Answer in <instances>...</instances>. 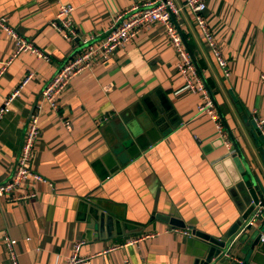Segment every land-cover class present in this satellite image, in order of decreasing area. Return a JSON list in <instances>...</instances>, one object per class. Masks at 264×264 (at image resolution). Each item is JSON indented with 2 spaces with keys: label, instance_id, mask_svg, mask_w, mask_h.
<instances>
[{
  "label": "crops",
  "instance_id": "0c3cea01",
  "mask_svg": "<svg viewBox=\"0 0 264 264\" xmlns=\"http://www.w3.org/2000/svg\"><path fill=\"white\" fill-rule=\"evenodd\" d=\"M142 1L0 0V16L49 56L44 60L24 51L8 63L14 40L0 29V107L31 73L0 117V183L12 177L29 117L41 104L31 167L52 184L26 181L12 194L34 189V197L2 198L0 264H14L5 234L16 239L17 264H65L77 240L85 241L80 253L92 255L88 264H195L204 241L191 226L219 236L241 215V193L232 195L214 168L227 151L212 144L221 136L216 123L226 134L222 120L198 113L201 94L186 87L162 23L107 58L93 59L60 94L57 108L41 99L43 87L81 46V38L103 39L120 11ZM59 3L74 6L77 34L71 40L51 25ZM206 6L229 74L218 66L189 9L174 25L186 37L244 155L264 174L258 150L263 143L251 130L252 112L264 120V0H206ZM154 115L164 134L152 143L138 129L140 119ZM120 124L133 129L128 147L119 139ZM171 216L185 227L170 224ZM148 233L155 235L126 244ZM259 244L264 249V240ZM235 256L243 257L238 251Z\"/></svg>",
  "mask_w": 264,
  "mask_h": 264
},
{
  "label": "built area",
  "instance_id": "2783aa9c",
  "mask_svg": "<svg viewBox=\"0 0 264 264\" xmlns=\"http://www.w3.org/2000/svg\"><path fill=\"white\" fill-rule=\"evenodd\" d=\"M206 0H144L130 5L128 8L120 11L111 24L107 35L101 40H91L89 38H81V46L74 50L70 57L58 68L54 76L45 84L41 91V99L45 100L52 108H57L59 96L67 88L70 81L83 70L87 69L93 59L101 57L107 58L112 52L123 48L137 34L144 29H148L153 23H162L165 28L166 36L174 46L179 55V68L186 74V87L201 94V101L198 105V113H207L212 120L217 122L218 112L213 104V101L203 84L199 79L196 69L189 57L181 40L180 34L176 29L172 16L176 17L181 11L189 9L197 26L201 29L204 39L206 40L211 53L213 54L218 66L222 69L225 75L229 74L227 59L222 55L218 43L207 24L206 19ZM74 6L69 3H59L57 13L51 21V25L60 32L65 38L72 39L76 36V28L73 24L72 12ZM0 29L6 32L14 40V52L8 59V63L18 54L24 51H29L39 58L48 60L49 56L35 47L30 41H27L17 30L9 26L6 19L0 16ZM0 69V75L3 72ZM29 73L14 89L4 101V105L0 107V117L10 110V104L18 95L21 87L30 79ZM264 80V75H261ZM41 112V104L35 106V111L30 115L28 125L24 134L23 142L17 157L15 170L12 177L0 183V202L6 195L10 200L29 199L36 195L35 190H31L27 194H21L15 197L12 192L20 184L30 181L32 184L39 182H47L52 185L44 176L34 171L31 167V162L35 154V142L40 134L39 114ZM252 119L257 128L264 134V120L256 116V112H252ZM219 133L222 137L223 144L226 150L230 149V141L227 134H224L221 125L216 123ZM257 215H263L259 209L256 215L252 216L247 224L255 225ZM172 231L180 232L184 235H189L187 229L172 228ZM155 233L142 234L136 238L126 241V244L133 243L143 237L154 236ZM264 240V234L261 236ZM84 240H77L72 246L69 256L66 258L65 264H88L92 255H82L80 253L84 244ZM4 243L8 249L9 255L14 264H17V254L15 251L16 239L8 234L4 235ZM231 259L241 262V259L236 256H230Z\"/></svg>",
  "mask_w": 264,
  "mask_h": 264
},
{
  "label": "water",
  "instance_id": "95a60500",
  "mask_svg": "<svg viewBox=\"0 0 264 264\" xmlns=\"http://www.w3.org/2000/svg\"><path fill=\"white\" fill-rule=\"evenodd\" d=\"M172 19L175 22L174 16H172ZM177 28L183 45L189 54L196 72L206 87L218 115L222 120L225 132L232 143V148L227 150L223 158L214 165L215 171L221 178L224 186L227 187L228 191L232 195L233 192L236 194L240 192L244 200L243 209H239L241 215L222 235H211L191 226L192 233L204 241L203 246L198 252L199 258L198 260H195V264H264V255L262 253L264 252V249L259 244L261 234L264 233V216H256L258 229H255L253 227L254 225L247 224V221L252 216L256 215L259 209L264 213V174L262 173V168L259 167L257 162H249L244 155L239 142L222 116L220 107L215 101L210 87L204 79L202 70L186 37L180 28ZM156 117L157 115L151 116L144 122H142L141 119L139 120L141 129L138 130H140V133L144 134V137H148L149 141L152 143L158 141L161 138L162 133L164 134L163 126H161L163 124L156 121ZM160 119L162 121V118ZM252 124L253 129L251 130L257 134V139L261 140L263 143L262 146L259 145L260 147L258 150L261 162L264 165V135L257 128L253 119ZM117 129L120 135L119 139L121 144L123 147H128L133 141V139L128 136L129 132L133 133L132 127L127 130L124 125L120 124ZM212 144L216 148L224 146L222 137L220 136L219 139ZM224 167L227 169L229 176L224 170ZM241 204H243L242 200ZM169 222L170 224L181 227H185L186 225L183 220L175 216H171ZM237 251L243 256L240 258L241 262H237L230 258V256H235Z\"/></svg>",
  "mask_w": 264,
  "mask_h": 264
},
{
  "label": "rangeland",
  "instance_id": "374dc122",
  "mask_svg": "<svg viewBox=\"0 0 264 264\" xmlns=\"http://www.w3.org/2000/svg\"><path fill=\"white\" fill-rule=\"evenodd\" d=\"M173 20V19H172ZM173 22H174V20H173Z\"/></svg>",
  "mask_w": 264,
  "mask_h": 264
}]
</instances>
